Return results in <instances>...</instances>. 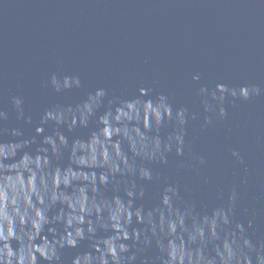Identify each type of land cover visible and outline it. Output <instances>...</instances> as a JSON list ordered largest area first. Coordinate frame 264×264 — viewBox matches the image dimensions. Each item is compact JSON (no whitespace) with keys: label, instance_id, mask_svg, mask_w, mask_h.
Listing matches in <instances>:
<instances>
[{"label":"clouds","instance_id":"9594fccd","mask_svg":"<svg viewBox=\"0 0 264 264\" xmlns=\"http://www.w3.org/2000/svg\"><path fill=\"white\" fill-rule=\"evenodd\" d=\"M201 79L191 75L199 111L174 107L173 94L153 95L143 82L127 98L104 87L84 92L74 104L46 107L35 121L23 96H11L16 121L32 134L5 129L9 117L0 108V264H65V250L84 242L88 250L71 264H264V241L250 233L255 214L236 218L248 183L239 148L228 150L232 165L244 169L238 184L201 208L152 167H165L174 155L177 171L201 177L208 159L186 139L190 125L199 121L203 133L230 107L264 98V85L209 86ZM41 87L60 95L84 84L78 74L52 72ZM147 182L162 183L151 207L137 203Z\"/></svg>","mask_w":264,"mask_h":264},{"label":"water","instance_id":"95a60500","mask_svg":"<svg viewBox=\"0 0 264 264\" xmlns=\"http://www.w3.org/2000/svg\"><path fill=\"white\" fill-rule=\"evenodd\" d=\"M52 72L80 75L81 92L53 94L41 87ZM201 83L264 85V3L260 0H0V108L8 113L5 129L32 127L16 121L10 97L21 95L34 121L52 104H74L98 87L122 98L136 86L173 94V106L199 111L191 75ZM199 121L189 127L193 151L207 156L201 177L177 171L180 158L154 171L180 185L197 207L218 203V193L238 184L244 169L232 165L230 148H239L248 166V183L236 218L255 214L250 233L264 241V98L228 109L227 118L200 133ZM81 130L79 135H86ZM164 133H162L163 135ZM196 137L193 140V137ZM4 139L9 137L5 134ZM208 183H203V178ZM161 182L144 184L137 203L151 207ZM190 192H183L184 188ZM111 195V192L106 193ZM78 249L65 250V264ZM150 251L147 255H154Z\"/></svg>","mask_w":264,"mask_h":264}]
</instances>
